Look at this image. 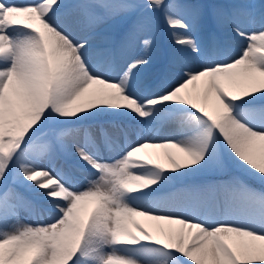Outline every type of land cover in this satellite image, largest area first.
<instances>
[{"label": "snow or ice", "instance_id": "snow-or-ice-1", "mask_svg": "<svg viewBox=\"0 0 264 264\" xmlns=\"http://www.w3.org/2000/svg\"><path fill=\"white\" fill-rule=\"evenodd\" d=\"M249 8L0 0V264H264V191L242 179L264 185V5L258 21ZM225 22L246 45L203 58L192 32ZM161 27L170 49H156ZM201 78L203 98L189 87ZM150 146L179 155L166 167L141 154ZM227 165L240 175L222 204L200 185L159 207L175 179ZM20 203L38 222L9 224Z\"/></svg>", "mask_w": 264, "mask_h": 264}, {"label": "rangeland", "instance_id": "rangeland-1", "mask_svg": "<svg viewBox=\"0 0 264 264\" xmlns=\"http://www.w3.org/2000/svg\"><path fill=\"white\" fill-rule=\"evenodd\" d=\"M239 1V4H244V5H248L250 6L249 11L252 13V16L250 17V19H254L255 16L261 13L262 8H259L258 6V0H237ZM65 2H71V0H65ZM108 2L110 3H116V2H120V0H108ZM182 2H186V3H200V4H216V5H220L222 6V8L224 10H226L225 8V0H182ZM264 4V0H260V4ZM229 9V8H228ZM227 9V10H228ZM258 9V11H257ZM231 10V9H230ZM229 10V11H230ZM257 11V12H256ZM164 30H167L166 28L161 27L160 29H158L156 34H161V32H163ZM212 28L209 30H201L199 27H197L193 32L192 35L196 38V35L199 36H203L204 40H203V44H204V50L206 47V55H208L210 52H212V47L211 44H218V48H225L227 51L230 48H227V46L230 44L228 43V37L224 34H222L223 38H225V42L227 44H225L223 41H218L216 38V33H212ZM223 29H217L216 31L218 33H222ZM102 36V35H101ZM99 36V37H101ZM216 40V42H215ZM98 43H102L103 39L101 40L100 38L97 39ZM217 48V49H218ZM157 50H166L164 47L162 46H156ZM216 50V49H215ZM213 50V52L215 51ZM242 49L241 47L238 48L236 51H234V53L229 52L232 55H235L236 53L241 52ZM218 59V58H216ZM199 82H205V78H201L200 80H198ZM197 82V81H196ZM155 128V135H157L158 137H162L163 131L166 130V124L164 123H158L154 126ZM93 131H95V129H93ZM165 132V131H164ZM159 134V135H158ZM166 135V134H165ZM71 137L68 138V143L71 142ZM167 153H171L173 155H175L171 148L166 149V148H161V147H148L147 149H145L143 151V153H141L142 155H150L155 159H158L160 163L165 164L166 167H170L169 161L167 160L166 154ZM62 161V160H61ZM225 173H230V174H226ZM84 175H91V173H84ZM240 175V173L238 172V170H236L234 167H232L231 165H227L223 171H212V170H208V171H202V172H196V173H191L188 174L186 176L183 177H179L177 179H175L170 185H167L163 190H162V195L165 197V199L163 201H167L166 204H160L159 207L160 208H171V207H176L178 206L182 201L185 200L186 198V194L183 191H180L182 189H187V188H191L193 186H200V185H210V186H214L213 190L217 193L218 199L221 201L222 204V191L223 188L221 187V185L223 184L224 181L229 180L232 176H238ZM242 179L244 180L245 183L249 184L251 187L255 188L258 191H264V187H262L259 184L256 183H250L247 181V179H251L250 177H242ZM257 181V180H256ZM81 182L83 183V179L81 177ZM259 182V181H258ZM20 188H18L19 190ZM23 189V193L24 195L28 198V200H36V194L33 192H30L24 188ZM20 191V190H19ZM21 192V191H20ZM22 193V192H21ZM170 201V202H168ZM204 211L211 217L213 218H217L220 214L221 211L217 209L216 205L214 202H210L204 209ZM15 219H18L21 223H36L38 222V220L40 219V217L37 216L36 211L34 210V208L30 205H26L25 207H20L18 206L17 208V216L15 218H13L12 220L9 221V224L13 223V221ZM135 219L142 224L145 228H147L149 231H153L150 229V223H149V219L148 217H143V216H138L135 217ZM156 221V229H158L159 227L163 226V227H168V222L166 221H161V220H155ZM173 227H180L179 225H173ZM155 234V233H154ZM146 259H151V258H146Z\"/></svg>", "mask_w": 264, "mask_h": 264}, {"label": "bare ground", "instance_id": "bare-ground-1", "mask_svg": "<svg viewBox=\"0 0 264 264\" xmlns=\"http://www.w3.org/2000/svg\"><path fill=\"white\" fill-rule=\"evenodd\" d=\"M236 4H239V1H237V0H225V8H226V10H224L223 8H222V11L225 13V14H227L228 12H230L229 10L231 9V6L232 5H236ZM258 7L259 8H261V6L262 5H264L263 3L262 4H260V0H258ZM229 8V9H228ZM228 9V10H227ZM257 11H258V9H257ZM256 11V12H257ZM259 17H260V14H258L257 13V15L255 16V20L256 21H258L259 20ZM258 25H246V27L249 29V30H252V29H254L255 27H257ZM217 29H223L222 30V33H218L216 30ZM212 33H216V38H217V40L220 42V41H223V43H224V46H225V44H227L225 41V38H223V36H222V34H224V35H226V36H229L228 37V43L230 44V46L228 45L227 46V48H230V49H228V52H232V53H234V51H236L238 48H240L241 47V49H243V47L246 45V41L243 39V38H240V37H237L235 34H233L232 32H231V28H230V26H229V24L227 23V22H225L224 24H222V25H220V26H217V27H214V28H212ZM98 38H100L101 40L103 39L102 38V36L101 37H97V39ZM196 39L200 42V44H201V47H202V49H203V58H208V59H213V58H219V57H216V56H214V53H215V51L217 50V48H218V44H211V47H212V49L213 50H215L214 52H213V50H212V52H210L208 55H206V52H205V50H206V47H205V50H204V44H203V40H204V38H203V36H199V35H196ZM215 42H216V40H215ZM158 44H159V46H162V47H164L166 50L167 49H170L171 47H172V43H171V37H170V35H169V33H168V30H164L163 32H161V34H156V46H158ZM192 90H193V92H196V93H199L200 95H201V98H203V92H204V88H205V82H199V81H197V82H194V84L193 85H190L189 86ZM210 103V102H209ZM167 128H168V125L166 124V130H164L163 131V134L165 135V134H167ZM159 135V134H158ZM163 135V136H164ZM171 150H172V152L176 155V156H178L179 155V153H178V150L177 149H174V148H171ZM60 163H62V161H59ZM22 192H20V191ZM18 190V192L24 197V199L25 200H28V198L24 195V193H23V189L22 188H20ZM168 202H170V201H168ZM38 203H40V204H43V201L42 200H40V201H38ZM167 203V201H163L161 204H166ZM27 204H24V203H20L18 206H20V207H25ZM46 206V205H45ZM149 219V218H148ZM158 221V220H157ZM149 223H150V229L151 230H153V232L155 233L156 232V221L155 220H153V219H149Z\"/></svg>", "mask_w": 264, "mask_h": 264}, {"label": "trees", "instance_id": "trees-1", "mask_svg": "<svg viewBox=\"0 0 264 264\" xmlns=\"http://www.w3.org/2000/svg\"><path fill=\"white\" fill-rule=\"evenodd\" d=\"M248 181L251 182V183H259V182H257V181H254V180L252 181V180H250V179H248ZM259 184H260V183H259ZM260 185H261V184H260ZM262 186H264V185H262Z\"/></svg>", "mask_w": 264, "mask_h": 264}]
</instances>
